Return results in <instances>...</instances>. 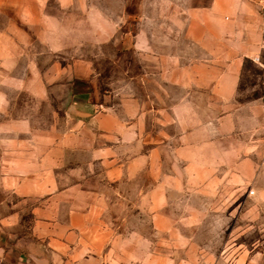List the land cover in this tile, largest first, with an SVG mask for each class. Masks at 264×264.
Segmentation results:
<instances>
[{
    "label": "crops",
    "instance_id": "crops-1",
    "mask_svg": "<svg viewBox=\"0 0 264 264\" xmlns=\"http://www.w3.org/2000/svg\"><path fill=\"white\" fill-rule=\"evenodd\" d=\"M126 4L0 0V229L19 230L8 238L30 264L140 261L172 224L134 215L162 213L172 182L231 199L264 166V94L240 88L264 47L261 0H175L182 10L153 30L143 22L159 17ZM79 6L102 48L137 56L130 93L102 92L89 58L62 63L76 43L62 9Z\"/></svg>",
    "mask_w": 264,
    "mask_h": 264
},
{
    "label": "rangeland",
    "instance_id": "rangeland-1",
    "mask_svg": "<svg viewBox=\"0 0 264 264\" xmlns=\"http://www.w3.org/2000/svg\"><path fill=\"white\" fill-rule=\"evenodd\" d=\"M87 1L89 6L91 2V5L101 7V0ZM174 1L125 0L126 13L141 17L144 14L156 15L159 17L156 22H143L144 26L153 30L154 25L159 27L165 24L166 15L178 14L182 10ZM111 6L113 5H109L110 8ZM85 9V6H79L75 15L71 16L68 10L62 9L60 28L67 29L75 25L76 30V43H71V52L61 55L62 63L71 58H89L102 92L106 91L113 97L116 92L130 93L132 78L139 72H144L133 67L137 56L130 50H124L126 53H123L122 49H117L112 44L102 48L99 36L90 37L91 26L86 22L88 18ZM74 17L76 22L73 23ZM240 88L250 89L249 93L252 95L264 94L263 75L257 66L246 64ZM44 117L52 119V114L45 112ZM59 117L62 118L63 115L60 113ZM257 169L259 174H254V181L246 192L231 199L223 196V192H214L211 184L208 185L210 189H205L206 196L203 198L200 189L193 190L197 188V183H190L189 191L184 194V182H172L173 191L162 213L150 215L148 212H140L134 215L136 222L146 226L150 223L151 230L153 216H156L158 225L172 224V228L160 235L157 231L155 243L151 247L141 248V252L146 251V257L142 255L140 261L132 264H170V260L172 264H264V196L259 198L255 195L257 187H264V166ZM172 170L179 179L181 175L184 176V166L180 169V166L174 164ZM209 194L210 197L207 196ZM128 217H125L126 222L130 221ZM30 221V215H22L20 225L24 231L30 226ZM12 227L14 226H10L9 230L0 229V264H30L25 261L28 252L20 250L8 238L10 233L19 231H10Z\"/></svg>",
    "mask_w": 264,
    "mask_h": 264
},
{
    "label": "built area",
    "instance_id": "built-area-1",
    "mask_svg": "<svg viewBox=\"0 0 264 264\" xmlns=\"http://www.w3.org/2000/svg\"><path fill=\"white\" fill-rule=\"evenodd\" d=\"M261 9L262 13L264 15V0H261ZM263 40H264V31H263ZM263 51L255 57L252 61L253 63L261 70L263 75V85H264V47L262 49Z\"/></svg>",
    "mask_w": 264,
    "mask_h": 264
}]
</instances>
